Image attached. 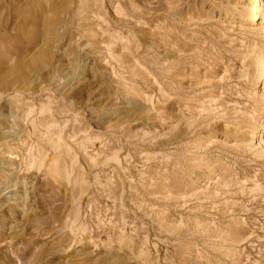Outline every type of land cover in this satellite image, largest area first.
Returning a JSON list of instances; mask_svg holds the SVG:
<instances>
[{
	"label": "rangeland",
	"instance_id": "rangeland-1",
	"mask_svg": "<svg viewBox=\"0 0 264 264\" xmlns=\"http://www.w3.org/2000/svg\"><path fill=\"white\" fill-rule=\"evenodd\" d=\"M0 264H264V0H0Z\"/></svg>",
	"mask_w": 264,
	"mask_h": 264
},
{
	"label": "bare ground",
	"instance_id": "bare-ground-1",
	"mask_svg": "<svg viewBox=\"0 0 264 264\" xmlns=\"http://www.w3.org/2000/svg\"><path fill=\"white\" fill-rule=\"evenodd\" d=\"M263 16V15H262ZM262 16H261V18H262Z\"/></svg>",
	"mask_w": 264,
	"mask_h": 264
}]
</instances>
